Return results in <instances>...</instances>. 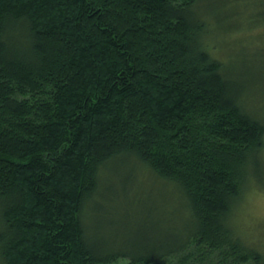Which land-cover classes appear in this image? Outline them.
<instances>
[{
  "label": "trees",
  "instance_id": "trees-1",
  "mask_svg": "<svg viewBox=\"0 0 264 264\" xmlns=\"http://www.w3.org/2000/svg\"><path fill=\"white\" fill-rule=\"evenodd\" d=\"M198 5L0 0L1 264H264L231 225L264 189V112ZM138 174L172 221L133 210Z\"/></svg>",
  "mask_w": 264,
  "mask_h": 264
},
{
  "label": "rangeland",
  "instance_id": "rangeland-1",
  "mask_svg": "<svg viewBox=\"0 0 264 264\" xmlns=\"http://www.w3.org/2000/svg\"><path fill=\"white\" fill-rule=\"evenodd\" d=\"M197 9L200 16L202 15L208 23V38L214 56L228 69L235 80L246 83L248 103L264 112V0H200ZM137 178L135 191L143 195L144 206L136 204L137 194H131L129 203L133 206V210L144 211L156 207L160 210L158 213L163 214L159 217L160 220L172 221L173 218L169 215L173 210L170 202L168 205L161 203L162 198L170 200L171 188L160 187L155 178L154 180L152 178V182L147 181L141 174H138ZM180 218H184V215L180 214ZM136 219L141 220L140 216ZM137 220H130L131 224L127 228L126 236L139 228ZM231 225H234L237 233L248 244L264 250V189L262 187L256 185L247 187L233 215ZM178 259L168 258L162 264H175ZM128 263L127 260L117 262V264Z\"/></svg>",
  "mask_w": 264,
  "mask_h": 264
}]
</instances>
